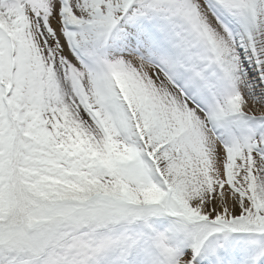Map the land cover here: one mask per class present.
<instances>
[{
    "label": "snow or ice",
    "instance_id": "6c2138e0",
    "mask_svg": "<svg viewBox=\"0 0 264 264\" xmlns=\"http://www.w3.org/2000/svg\"><path fill=\"white\" fill-rule=\"evenodd\" d=\"M0 264H264V0H0Z\"/></svg>",
    "mask_w": 264,
    "mask_h": 264
}]
</instances>
